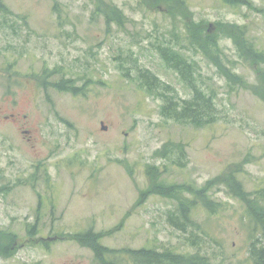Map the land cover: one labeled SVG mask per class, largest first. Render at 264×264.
<instances>
[{"label": "rangeland", "instance_id": "obj_1", "mask_svg": "<svg viewBox=\"0 0 264 264\" xmlns=\"http://www.w3.org/2000/svg\"><path fill=\"white\" fill-rule=\"evenodd\" d=\"M104 2L125 22L95 0H0V264H138L143 249L253 264L264 0ZM199 98L203 118H177Z\"/></svg>", "mask_w": 264, "mask_h": 264}, {"label": "trees", "instance_id": "obj_2", "mask_svg": "<svg viewBox=\"0 0 264 264\" xmlns=\"http://www.w3.org/2000/svg\"><path fill=\"white\" fill-rule=\"evenodd\" d=\"M96 3V13L97 15H103L107 21L108 24H117L120 25L122 22H125V15L123 12L115 5L105 3L104 0H95ZM240 2H245V4H248V0H240ZM169 50L170 49H164L162 50V55L166 61H170L168 58L169 56ZM248 55L250 56H257L256 58L263 59L264 55H261V53L254 51L253 47H249L248 49ZM147 74V78L153 81V83L150 85L152 87L154 84L157 85L159 83V80L151 75L150 73ZM149 86H147L148 90H152ZM165 90L169 89L168 87L164 88ZM203 93H201L202 95ZM167 105L164 106L162 109V115L165 117H172L171 116V109L173 108V105L170 103H166ZM203 105L204 111L208 109L209 111L213 108V101L211 99H202L199 98L197 101H194L192 103H188L187 106L184 107V111L181 113H178L177 118L182 119H192L199 121L201 118H203L205 112H200L201 106ZM207 112V111H206ZM258 198L264 200V191L261 193H258ZM205 207L208 211L216 213L218 211V206L214 203L205 201L204 200ZM183 213V219L185 222H188L187 217V209H182ZM249 220L251 223H254V228L252 230V244L249 250L250 253V259L253 262V264H264V242L261 238H258L256 236L261 235L262 238H264V208H255L250 209L249 211ZM175 226H180L179 224H174ZM180 228H184L183 226H180ZM134 258L137 259L140 264H210L209 261L205 258H190L188 260L184 259L183 256L174 255L173 253L167 252L164 254L156 253L152 250H139L133 253ZM136 260V261H137Z\"/></svg>", "mask_w": 264, "mask_h": 264}, {"label": "flooded vegetation", "instance_id": "obj_3", "mask_svg": "<svg viewBox=\"0 0 264 264\" xmlns=\"http://www.w3.org/2000/svg\"><path fill=\"white\" fill-rule=\"evenodd\" d=\"M0 115H1V112H0ZM47 240H49V239H47ZM47 240L45 239V237H40V239L38 240V244L43 245L42 242H46ZM53 240H56V239H53ZM138 264H140V263H138Z\"/></svg>", "mask_w": 264, "mask_h": 264}, {"label": "water", "instance_id": "obj_4", "mask_svg": "<svg viewBox=\"0 0 264 264\" xmlns=\"http://www.w3.org/2000/svg\"><path fill=\"white\" fill-rule=\"evenodd\" d=\"M102 125H103V124H102ZM103 129H105V130H106L107 128H106V127H104Z\"/></svg>", "mask_w": 264, "mask_h": 264}]
</instances>
